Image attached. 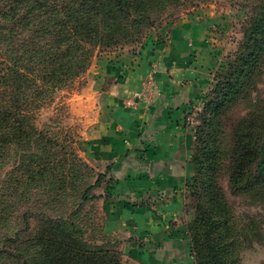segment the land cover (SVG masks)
I'll use <instances>...</instances> for the list:
<instances>
[{"label": "rangeland", "instance_id": "obj_1", "mask_svg": "<svg viewBox=\"0 0 264 264\" xmlns=\"http://www.w3.org/2000/svg\"><path fill=\"white\" fill-rule=\"evenodd\" d=\"M250 1L126 0L131 3L129 7L133 13H148L153 20L140 22L136 20L139 15H135L122 22L126 27L116 32V40L94 47L90 67L100 56L121 51L138 53L151 41H164L174 26L188 20L198 29L206 24L202 26L201 34L206 42L201 51L211 55L210 65L216 77L221 66L237 57L252 7ZM257 66L247 88L221 115L222 123L216 135L222 148L218 156L220 162L217 161L218 178L235 215L234 231L240 237L237 241L240 264H264V185L233 194L229 181L234 129L243 119L261 117L264 110V56ZM87 73L88 70L70 86L58 91L52 102L36 112L31 122L40 134L30 144L22 147L11 144L0 151V264H25L23 254L28 252V246L36 243L42 228L48 230L49 219L63 218L83 231L82 236L77 234L81 241L120 251L123 264H195L186 225V204L193 205L195 200L187 198V186L182 220L186 234L173 239V252L169 256L158 253L161 251L157 250L152 237L146 240L105 232L102 191L99 188L92 191L105 170L85 152V138L97 106L94 93L85 91ZM210 91L211 87L202 101L190 108L187 118L188 135L193 137L192 153L198 145L196 130L203 127L204 105ZM258 166L264 171V150ZM102 178L103 182L109 179ZM84 193L88 200H83ZM148 247L150 251L145 252Z\"/></svg>", "mask_w": 264, "mask_h": 264}, {"label": "trees", "instance_id": "obj_2", "mask_svg": "<svg viewBox=\"0 0 264 264\" xmlns=\"http://www.w3.org/2000/svg\"><path fill=\"white\" fill-rule=\"evenodd\" d=\"M250 2L237 57L219 68L204 105L203 127L196 130L193 175L186 185L187 198L195 200L186 204L195 264H240L235 215L218 178L222 148L216 135L221 115L247 88L264 56V0ZM129 5L126 0H0V151L30 144L40 134L31 122L36 112L88 70L94 47L116 40V32L126 27L122 22L135 15L140 22L153 20L148 13H133ZM236 128L229 176L233 194L264 185L258 166L264 110ZM109 171L99 175L92 191L105 183L102 177L114 179ZM83 200H88L85 193ZM46 226L23 254L25 264H123L117 249L81 241L77 234L83 231L70 220L49 219Z\"/></svg>", "mask_w": 264, "mask_h": 264}, {"label": "crops", "instance_id": "obj_3", "mask_svg": "<svg viewBox=\"0 0 264 264\" xmlns=\"http://www.w3.org/2000/svg\"><path fill=\"white\" fill-rule=\"evenodd\" d=\"M196 26L186 20L141 52L100 56L87 73L85 91L97 106L85 152L114 178L99 187L104 230L152 237L162 256L186 234L185 190L193 175L186 122L214 81L211 55L201 51L204 28Z\"/></svg>", "mask_w": 264, "mask_h": 264}]
</instances>
